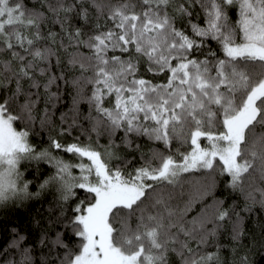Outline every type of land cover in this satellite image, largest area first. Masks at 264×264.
Masks as SVG:
<instances>
[{
    "label": "snow or ice",
    "instance_id": "6c2138e0",
    "mask_svg": "<svg viewBox=\"0 0 264 264\" xmlns=\"http://www.w3.org/2000/svg\"><path fill=\"white\" fill-rule=\"evenodd\" d=\"M0 209V264H260L264 0H0Z\"/></svg>",
    "mask_w": 264,
    "mask_h": 264
},
{
    "label": "trees",
    "instance_id": "16d2710c",
    "mask_svg": "<svg viewBox=\"0 0 264 264\" xmlns=\"http://www.w3.org/2000/svg\"><path fill=\"white\" fill-rule=\"evenodd\" d=\"M37 139H41V140H43V139H46V136H45L44 134H41V136H40V137H37ZM43 168L46 169L47 166L44 165ZM221 194H222V190H218V191H217V195H221ZM47 198H48V197H45V199H47ZM35 207H36L37 209H39V208H40V204L37 203V204L35 205ZM10 213H11V210H10V209H8V210L0 209V220L7 219V218H11ZM260 264H264V260H261V261H260Z\"/></svg>",
    "mask_w": 264,
    "mask_h": 264
}]
</instances>
